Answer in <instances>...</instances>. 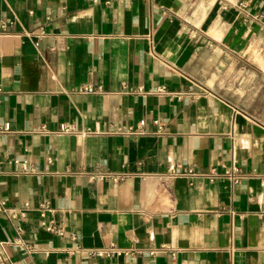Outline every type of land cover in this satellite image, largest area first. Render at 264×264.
<instances>
[{
  "label": "crops",
  "instance_id": "crops-1",
  "mask_svg": "<svg viewBox=\"0 0 264 264\" xmlns=\"http://www.w3.org/2000/svg\"><path fill=\"white\" fill-rule=\"evenodd\" d=\"M0 264H264V0H0Z\"/></svg>",
  "mask_w": 264,
  "mask_h": 264
},
{
  "label": "built area",
  "instance_id": "built-area-1",
  "mask_svg": "<svg viewBox=\"0 0 264 264\" xmlns=\"http://www.w3.org/2000/svg\"><path fill=\"white\" fill-rule=\"evenodd\" d=\"M96 90L97 89H94V88H91V87L85 89V91H88V92H94ZM140 90L142 91V89H140ZM157 92L158 93H164L165 89L164 88H158ZM155 124L159 125V122L156 121ZM5 129L8 130L9 127L6 126ZM160 131H161V128H160ZM61 132H63V133H74V130L71 129L70 127H63L61 129ZM96 132L100 133V131H98V130ZM114 132L117 133V134H122V135H144V134L147 133L140 126L119 129V130L114 131ZM23 171H25V172L28 171V168L26 167V165H23ZM168 174L170 176H172V177H187V178H189L191 180H194L196 178L202 177V178L208 179L209 181H215L218 178L227 177L234 184L240 183V181L242 179L241 170L238 167L234 166V165H232L230 167H227L224 171H219L217 168L212 167V168H209L205 172H196L192 168L171 167L169 169V171H168ZM121 177H122L121 174H117V175L114 176L115 180H119V179H121ZM26 206H28V204ZM48 211H50V208H49V206L47 204L44 203V204L40 205V212H41L42 216H45L46 212H48ZM46 229L48 231H50V232H53V233H59V230L56 229V227L53 226V225L46 226ZM120 254L130 255L131 252L122 253V252H119V251H117L115 249H111L108 252H100L99 253L100 256H103V255H120Z\"/></svg>",
  "mask_w": 264,
  "mask_h": 264
}]
</instances>
